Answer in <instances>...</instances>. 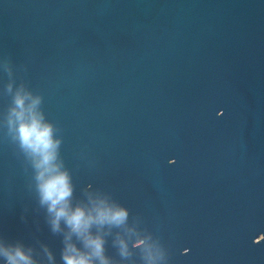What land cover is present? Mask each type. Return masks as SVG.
Here are the masks:
<instances>
[{
    "label": "clouds",
    "instance_id": "obj_1",
    "mask_svg": "<svg viewBox=\"0 0 264 264\" xmlns=\"http://www.w3.org/2000/svg\"><path fill=\"white\" fill-rule=\"evenodd\" d=\"M39 101H33V105L27 109L28 117L25 116L23 97H17L16 104L21 111L16 113L18 126L16 129L20 146L30 150L39 159L36 163L40 171L37 179L40 181L38 190L41 200L48 204V211L55 214L53 220V230L58 227L60 218H65L72 230L78 234L87 233L90 225L95 222H108L117 225L127 220L129 210L119 203L109 204L101 200L95 208V216L86 213L84 207L77 205L74 209L70 208V199L73 196V184L67 171H59L54 164L57 159L60 141L53 138V126L43 122V116L35 113L33 108ZM47 174V175H46ZM143 241H138L133 247H141ZM84 246L91 251L80 252L75 246H69L68 250L62 254L65 264H108L105 256V240L99 236L92 237L87 235ZM8 264H32V261L24 252L17 247L15 253L4 252Z\"/></svg>",
    "mask_w": 264,
    "mask_h": 264
}]
</instances>
